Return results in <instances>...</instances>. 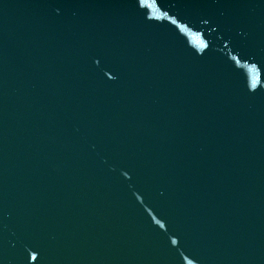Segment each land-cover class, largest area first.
<instances>
[{
  "label": "water",
  "instance_id": "1",
  "mask_svg": "<svg viewBox=\"0 0 264 264\" xmlns=\"http://www.w3.org/2000/svg\"><path fill=\"white\" fill-rule=\"evenodd\" d=\"M0 264H264V0H0Z\"/></svg>",
  "mask_w": 264,
  "mask_h": 264
}]
</instances>
